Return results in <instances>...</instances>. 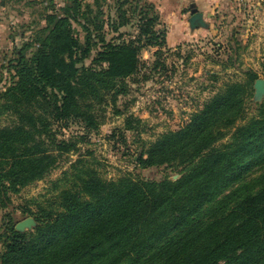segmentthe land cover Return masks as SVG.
I'll return each mask as SVG.
<instances>
[{
	"label": "trees",
	"instance_id": "trees-1",
	"mask_svg": "<svg viewBox=\"0 0 264 264\" xmlns=\"http://www.w3.org/2000/svg\"><path fill=\"white\" fill-rule=\"evenodd\" d=\"M140 1L117 0L107 20L100 0H72L58 9L52 3L46 27L4 66L12 81L0 88V116L11 113L15 120L0 128L1 209L75 149L58 141L53 124L99 131L96 106L108 93L114 102L127 95L126 81L138 74L142 50L165 43L155 27V6L140 8ZM137 11V39L108 40L106 26L118 34ZM247 87L227 86L184 128L159 137L138 157L142 169L166 166L179 179L128 175L106 181L90 167L77 168L58 208L39 205L33 230L18 232L8 213L0 264H264V172L223 195L264 163V103L257 117L236 128L244 119ZM234 129L231 142L217 147Z\"/></svg>",
	"mask_w": 264,
	"mask_h": 264
},
{
	"label": "rangeland",
	"instance_id": "rangeland-1",
	"mask_svg": "<svg viewBox=\"0 0 264 264\" xmlns=\"http://www.w3.org/2000/svg\"><path fill=\"white\" fill-rule=\"evenodd\" d=\"M100 1L104 20L108 14L114 16L117 0ZM52 3L58 9L71 5L72 0H0V78H4L0 88L12 81L4 66L35 31L46 27L44 18L52 12ZM144 4L155 6L159 14L155 27L164 32L165 43L142 50L138 74L126 81L127 95L114 102L108 93L105 104L96 106L97 121L102 123L99 131L90 132L80 123L70 122L68 127L53 124L58 141L76 147L60 156L54 170L42 180L12 194L11 204L0 208V236L8 213L17 225L29 217L36 220L40 206L48 211L58 208L60 192L73 186L77 168L90 167L106 181L128 175L154 180L165 175L179 177L166 166L144 170L138 157L159 137L184 128L194 113L227 86L241 83L249 87L244 119L236 122V128L258 116L264 100L256 101L254 85L258 79H264V0H141L139 7ZM132 7L128 4L124 9L128 16L132 15ZM192 8L204 14L208 28H191ZM135 14V20L118 34L111 33L107 25L108 40L137 39L138 11ZM75 29L83 42L84 31L79 23ZM251 73L257 75L256 81ZM14 120L11 113L1 115L0 128L13 125ZM235 129L216 146L230 143ZM263 172L264 163L249 169L223 195ZM3 252L4 242L0 240V256Z\"/></svg>",
	"mask_w": 264,
	"mask_h": 264
},
{
	"label": "water",
	"instance_id": "water-1",
	"mask_svg": "<svg viewBox=\"0 0 264 264\" xmlns=\"http://www.w3.org/2000/svg\"><path fill=\"white\" fill-rule=\"evenodd\" d=\"M190 19V26L192 29L198 28H208V23L204 19V14L199 12L197 9L192 8L191 10V17ZM255 89V99L257 102H262L264 100V79H258L254 85ZM177 180L179 177L174 176ZM37 226V222L34 218L29 217L28 219L18 223L16 225V230L18 232H25L26 230L32 229Z\"/></svg>",
	"mask_w": 264,
	"mask_h": 264
}]
</instances>
